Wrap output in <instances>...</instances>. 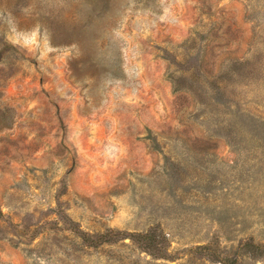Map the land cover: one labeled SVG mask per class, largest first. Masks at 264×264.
I'll use <instances>...</instances> for the list:
<instances>
[{
  "label": "rangeland",
  "instance_id": "1",
  "mask_svg": "<svg viewBox=\"0 0 264 264\" xmlns=\"http://www.w3.org/2000/svg\"><path fill=\"white\" fill-rule=\"evenodd\" d=\"M0 264H264V0H0Z\"/></svg>",
  "mask_w": 264,
  "mask_h": 264
},
{
  "label": "clouds",
  "instance_id": "2",
  "mask_svg": "<svg viewBox=\"0 0 264 264\" xmlns=\"http://www.w3.org/2000/svg\"><path fill=\"white\" fill-rule=\"evenodd\" d=\"M171 14V9L168 7H165L163 9V15L161 16V20H165L169 15ZM13 35H11L8 38V42L12 44L13 46H19L26 49H33L35 47V39L38 35V30H32L29 33H21L17 31L16 28L12 29ZM21 36H24L25 38L23 40L20 39ZM109 154V159L115 158L119 155L121 149L117 146H110L107 150Z\"/></svg>",
  "mask_w": 264,
  "mask_h": 264
}]
</instances>
